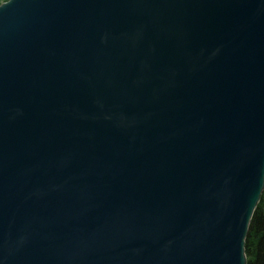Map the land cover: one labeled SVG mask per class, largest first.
Segmentation results:
<instances>
[{
	"label": "water",
	"instance_id": "water-1",
	"mask_svg": "<svg viewBox=\"0 0 264 264\" xmlns=\"http://www.w3.org/2000/svg\"><path fill=\"white\" fill-rule=\"evenodd\" d=\"M263 193L264 0L0 5V264H248Z\"/></svg>",
	"mask_w": 264,
	"mask_h": 264
},
{
	"label": "trees",
	"instance_id": "trees-1",
	"mask_svg": "<svg viewBox=\"0 0 264 264\" xmlns=\"http://www.w3.org/2000/svg\"><path fill=\"white\" fill-rule=\"evenodd\" d=\"M8 0H0V5ZM248 264H264V193L251 221L246 240Z\"/></svg>",
	"mask_w": 264,
	"mask_h": 264
},
{
	"label": "bare ground",
	"instance_id": "bare-ground-1",
	"mask_svg": "<svg viewBox=\"0 0 264 264\" xmlns=\"http://www.w3.org/2000/svg\"><path fill=\"white\" fill-rule=\"evenodd\" d=\"M20 164V163H19ZM2 201V200H1ZM16 202V201H15ZM3 224V223H2Z\"/></svg>",
	"mask_w": 264,
	"mask_h": 264
}]
</instances>
